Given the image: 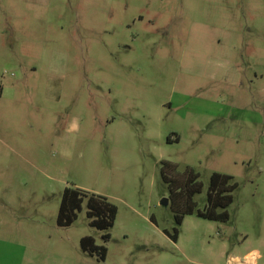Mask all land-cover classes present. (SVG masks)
<instances>
[{"label": "rangeland", "instance_id": "rangeland-1", "mask_svg": "<svg viewBox=\"0 0 264 264\" xmlns=\"http://www.w3.org/2000/svg\"><path fill=\"white\" fill-rule=\"evenodd\" d=\"M163 160L199 173L198 208L214 172L233 176L228 218L177 224ZM65 187L107 197L113 226H91L84 198L59 226ZM255 254L264 264V0H0V264Z\"/></svg>", "mask_w": 264, "mask_h": 264}, {"label": "trees", "instance_id": "trees-1", "mask_svg": "<svg viewBox=\"0 0 264 264\" xmlns=\"http://www.w3.org/2000/svg\"><path fill=\"white\" fill-rule=\"evenodd\" d=\"M178 165L169 160L162 161L161 176L167 183L169 201L177 224H181L184 215L195 213L196 216L209 220H226L228 218L227 206L232 202L231 192L237 187L232 181L233 176L214 172L206 190V202L203 208L197 207L194 197L203 191V183L199 173L193 167L186 166L183 171L177 169ZM85 199L86 216L89 224L99 230H108L113 226L117 206L107 197L94 192H87L80 188L65 187L62 193L56 222L59 226L70 225L75 218V208ZM109 233L103 234L107 239ZM176 239V234L170 235ZM80 245L89 254L97 255L104 260L106 246L95 243L90 235L82 236Z\"/></svg>", "mask_w": 264, "mask_h": 264}, {"label": "bare ground", "instance_id": "bare-ground-1", "mask_svg": "<svg viewBox=\"0 0 264 264\" xmlns=\"http://www.w3.org/2000/svg\"><path fill=\"white\" fill-rule=\"evenodd\" d=\"M235 264H252V262L243 263V262H240V261H236Z\"/></svg>", "mask_w": 264, "mask_h": 264}, {"label": "crops", "instance_id": "crops-1", "mask_svg": "<svg viewBox=\"0 0 264 264\" xmlns=\"http://www.w3.org/2000/svg\"><path fill=\"white\" fill-rule=\"evenodd\" d=\"M256 256H257V255L255 254V256H254V264H255V260H256L255 257H256Z\"/></svg>", "mask_w": 264, "mask_h": 264}, {"label": "water", "instance_id": "water-1", "mask_svg": "<svg viewBox=\"0 0 264 264\" xmlns=\"http://www.w3.org/2000/svg\"><path fill=\"white\" fill-rule=\"evenodd\" d=\"M164 203H165V204L167 203V199H164Z\"/></svg>", "mask_w": 264, "mask_h": 264}]
</instances>
